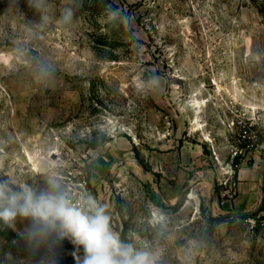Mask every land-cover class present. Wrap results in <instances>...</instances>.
<instances>
[{
  "label": "rangeland",
  "instance_id": "374dc122",
  "mask_svg": "<svg viewBox=\"0 0 264 264\" xmlns=\"http://www.w3.org/2000/svg\"><path fill=\"white\" fill-rule=\"evenodd\" d=\"M110 1L98 22L139 39L117 60L93 49L85 0H0V179L40 189L83 170L121 239L159 264H264V231L226 212L218 183L264 165L240 138L264 134V15L250 0ZM26 223L0 222V264H76L65 241L32 255Z\"/></svg>",
  "mask_w": 264,
  "mask_h": 264
},
{
  "label": "clouds",
  "instance_id": "9594fccd",
  "mask_svg": "<svg viewBox=\"0 0 264 264\" xmlns=\"http://www.w3.org/2000/svg\"><path fill=\"white\" fill-rule=\"evenodd\" d=\"M29 3L37 8L41 6V0H29ZM73 15L72 8H64L60 22L70 24ZM17 219L27 221L18 235L32 255L68 240L75 246L76 264H159L160 261L159 249L121 239L112 226L106 205L92 195L70 196L55 175L49 176L46 186L40 189L0 179V222L15 227ZM40 264L56 262L44 257Z\"/></svg>",
  "mask_w": 264,
  "mask_h": 264
},
{
  "label": "trees",
  "instance_id": "16d2710c",
  "mask_svg": "<svg viewBox=\"0 0 264 264\" xmlns=\"http://www.w3.org/2000/svg\"><path fill=\"white\" fill-rule=\"evenodd\" d=\"M258 11L264 15V0H250ZM110 0H85V6L90 12V21H94L95 28L91 32V42L93 49L102 58L117 60L116 51L121 47L132 46L138 50L139 39L135 36L133 30L127 26L122 18H114L109 22L102 24L97 14L106 11L109 13L110 8L107 7ZM8 226V225H7ZM11 230L12 227L8 226Z\"/></svg>",
  "mask_w": 264,
  "mask_h": 264
},
{
  "label": "built area",
  "instance_id": "2783aa9c",
  "mask_svg": "<svg viewBox=\"0 0 264 264\" xmlns=\"http://www.w3.org/2000/svg\"><path fill=\"white\" fill-rule=\"evenodd\" d=\"M241 134V139L245 142L243 147H246L247 150H264V134L259 135V133H254V136L249 134L248 129H243ZM234 158V157H233ZM218 161V158L216 159ZM62 179V186L68 191L70 196L79 197L81 195H92L95 198V195L92 192L90 181L86 173L83 170L77 173L73 171H68V174L64 176H59ZM218 183L221 186H224L222 192L223 196H228L232 198L236 193V182H234V170L233 167L227 171L223 177L218 178ZM96 199V198H95ZM97 200V199H96ZM246 223L249 228L253 231L259 229L264 231V212L262 213H248L246 216ZM65 242L73 245L70 241L65 240ZM74 246V245H73ZM75 247V246H74Z\"/></svg>",
  "mask_w": 264,
  "mask_h": 264
},
{
  "label": "crops",
  "instance_id": "0c3cea01",
  "mask_svg": "<svg viewBox=\"0 0 264 264\" xmlns=\"http://www.w3.org/2000/svg\"><path fill=\"white\" fill-rule=\"evenodd\" d=\"M202 160L200 153L196 152L194 159L188 161L189 170L195 168L194 171H197L196 166L201 163ZM178 164L181 166V160L178 161ZM183 164H187L185 159ZM197 183L202 182L200 181ZM263 200L264 165L240 167L236 172V194L233 199H224L226 212L233 214L252 213L260 207Z\"/></svg>",
  "mask_w": 264,
  "mask_h": 264
},
{
  "label": "bare ground",
  "instance_id": "6f19581e",
  "mask_svg": "<svg viewBox=\"0 0 264 264\" xmlns=\"http://www.w3.org/2000/svg\"><path fill=\"white\" fill-rule=\"evenodd\" d=\"M198 103H199V101H198ZM198 103H196V104H198ZM200 103H201V102H200ZM200 103H199V104H200ZM197 107H199V105H198ZM28 156H29V155H28ZM30 158H32V157H30ZM36 168H38V167H37V164L34 163V168H33V169H36Z\"/></svg>",
  "mask_w": 264,
  "mask_h": 264
}]
</instances>
